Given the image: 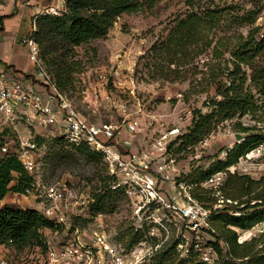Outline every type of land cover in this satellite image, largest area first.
Returning a JSON list of instances; mask_svg holds the SVG:
<instances>
[{"label": "rangeland", "instance_id": "1", "mask_svg": "<svg viewBox=\"0 0 264 264\" xmlns=\"http://www.w3.org/2000/svg\"><path fill=\"white\" fill-rule=\"evenodd\" d=\"M263 8L264 0H198L194 7L186 0H149L136 12L119 14L105 36L76 47L75 58L81 64L73 82L61 89L74 106L97 122L123 125L137 119L139 127L129 135L134 146H149L165 153L166 169L161 184L166 187L168 201L175 206L159 210L165 229L160 226L159 230L148 221L141 227L143 231H136L137 201L125 188L114 186L113 177L99 155L91 158L64 140H57V132L30 126L25 121L12 125L0 118V157L5 154L4 144L8 145V151L16 152L20 133L32 134L34 139L37 135L43 136L44 141L37 150L36 177L44 184H66L69 190L66 195L76 204L67 211L69 232L68 227L42 230L49 245H60L67 233L71 235L78 228L80 235L103 231L114 242L130 249L133 244L128 246V243L132 234L139 233L148 245L164 240L152 253L151 264H254L251 259H244L247 257L233 256L235 253L224 242L222 256L216 253L211 261H205L202 252L214 246L222 220L227 216H239L264 207L261 200L251 194L239 198L227 196V192L235 193L237 180L232 175L263 179L264 184V163L240 162L239 157L235 162H239L235 165L237 169L230 168L231 164L207 178L202 176L214 163L226 160L230 150L234 152L246 137L264 134V95L251 81L253 64L264 65V45L248 63H241L247 76L245 88L253 95L249 110L233 118L214 119L211 132L198 142L183 144L181 135L188 131L198 110L210 112L212 100L222 98L221 91L230 82L227 74L234 68L232 50L257 26ZM191 10L199 14L214 10L215 21L206 31L211 44L189 45L188 55L182 57L181 65H169L164 46L176 20ZM253 11L257 12L254 22L242 20ZM263 30L264 26L260 25L255 35L257 41L264 38L260 35ZM239 122L249 129H242ZM180 186L188 188L208 212L206 219L199 218L200 225L196 229L190 218L183 217L178 209L186 203V197L179 196ZM103 194L107 196L106 210L96 211L92 203ZM31 198L13 194L7 202L29 207ZM82 199H86L85 204H81ZM35 200L49 203L45 198ZM234 228L239 242L247 240L256 255L264 254V220L249 229ZM34 242L23 247L0 244V264L3 261L4 264H33L44 249ZM187 247L191 248L189 255ZM83 263L79 259H64L56 264Z\"/></svg>", "mask_w": 264, "mask_h": 264}, {"label": "built area", "instance_id": "2", "mask_svg": "<svg viewBox=\"0 0 264 264\" xmlns=\"http://www.w3.org/2000/svg\"><path fill=\"white\" fill-rule=\"evenodd\" d=\"M64 10L66 0H52L38 15L47 13L55 15ZM36 18L31 33L23 37L22 41L28 48L29 58L39 78L35 82L15 75L8 68H0V118L12 125L18 121H25L30 126L57 132V135L62 136L71 146L87 145L92 150L101 152L115 182L114 186L125 188L137 201L136 231H143L141 227L148 221L154 223L159 230L160 226L165 229L164 218L159 210L165 206L175 207L165 195L167 191L165 185L161 184L166 169L165 153L149 146H134L129 135L137 131L139 127L137 119L124 122L123 125L108 121L97 122L74 106L72 100L61 90L47 70L40 56L39 45L33 35L36 30ZM260 25L264 26V8L258 15L257 26ZM260 35L264 37V30ZM38 149L39 144L32 134L20 133L15 153L25 169L34 176L31 186L21 194L25 197L45 198L49 203L40 201L42 205L40 210L52 219L56 226L63 229L68 227L69 232L67 211L73 209V205L76 204L67 197L69 190L66 184H44L36 177ZM2 150L8 151V145H2ZM251 160L264 163V139L240 156V162ZM238 163L232 164L230 168L237 169L235 165ZM214 179L210 178L211 181ZM178 193L179 196L186 197L184 206L178 208L181 215L190 218L193 228H198L199 218L206 219L207 210L192 197L188 188L180 186ZM85 203L86 199H82L81 204ZM2 205L0 203V208ZM149 233L153 234L151 231ZM67 234L60 245L47 243L33 264H56L64 259H79L84 262L83 264H151L152 253L164 243V240H161L155 245H148L146 239H141L130 249H126L103 231L80 235L78 228H75L71 235ZM179 245L183 246L181 242ZM186 250L189 255L191 248L187 247ZM216 253L215 247L211 245L208 250L202 252V258L211 261Z\"/></svg>", "mask_w": 264, "mask_h": 264}, {"label": "trees", "instance_id": "3", "mask_svg": "<svg viewBox=\"0 0 264 264\" xmlns=\"http://www.w3.org/2000/svg\"><path fill=\"white\" fill-rule=\"evenodd\" d=\"M148 1L66 0V10L62 13L38 15L36 30L33 35L39 45L40 56L47 70L52 74L60 88L66 89L73 82L77 67L81 64L79 59L75 58L77 46L105 36L119 14L136 12ZM186 1L191 7H194L198 2V0ZM256 14V11L248 12L242 20L254 22ZM215 18L214 10L204 11V14L191 10L185 16L179 17L164 46L169 57L167 63L169 65L172 63L181 65L182 57L188 55L187 48L189 45L201 43L209 46L211 42L206 31L213 25ZM259 30V26L252 28L248 36L243 37L238 46L232 50L235 60H233V70L227 74L230 77L229 86L221 91L222 98L212 100L210 112L198 110L197 114L193 116L188 131L181 135L183 144L198 142L207 136L213 128L214 119L233 118L237 114L243 115L249 110L250 103H253V95L245 88L247 76L241 63H248L264 45V38L258 41L255 38ZM251 69V81L264 95V65L253 64ZM239 125L244 130L249 129L242 126L241 122ZM56 139L64 140L62 136H58ZM263 139V133L249 135L236 146L234 152L231 153L230 150L226 160H219L206 170L202 178H207L216 171L224 170L227 166L235 163L241 155ZM36 141L40 145L44 141V137L37 135ZM74 147L79 148L91 158L95 155L103 158L101 152L92 150L87 145ZM233 176L237 180L235 193L227 192L228 197L239 198L242 195L251 194L254 199H260L264 204L263 179L254 180L247 175ZM33 181L34 176L25 169L15 152L8 151L0 157V200L8 192H25ZM194 196L200 198L197 193H194ZM106 197V194L98 196L97 200L92 203L93 209L105 211ZM261 220H264V207L245 212L239 216H227L222 220L223 226L219 229L220 233H218L216 241L213 242L217 253L222 256L224 249L222 242H224L235 253L233 256L247 257L244 259H251L254 264H264V254L256 255L247 240L239 242L237 230L234 228L249 229ZM60 227L56 226L52 219L45 216L37 208L17 207L9 203L3 204L0 208V244H13L16 247H23L31 241H35L34 243L42 245L45 249L47 242L42 230L45 228L56 230ZM141 238V234L133 233L128 246L140 241ZM204 263L206 264V262Z\"/></svg>", "mask_w": 264, "mask_h": 264}, {"label": "crops", "instance_id": "4", "mask_svg": "<svg viewBox=\"0 0 264 264\" xmlns=\"http://www.w3.org/2000/svg\"><path fill=\"white\" fill-rule=\"evenodd\" d=\"M51 1L0 0V68H8L15 75L35 82L38 80L39 76L22 39L31 33L36 16ZM13 194L22 195L21 193L8 192L0 200V203H8L7 199ZM28 197L34 198L28 199L29 207L40 209V201H36L34 196Z\"/></svg>", "mask_w": 264, "mask_h": 264}]
</instances>
